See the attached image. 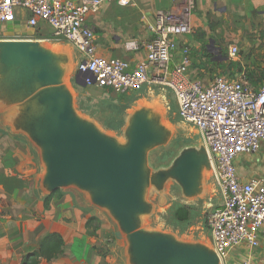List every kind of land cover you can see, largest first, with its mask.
<instances>
[{"label": "water", "instance_id": "1", "mask_svg": "<svg viewBox=\"0 0 264 264\" xmlns=\"http://www.w3.org/2000/svg\"><path fill=\"white\" fill-rule=\"evenodd\" d=\"M15 24L0 40V120L37 151L44 198L75 191L105 215L123 240V264H222L207 237L187 238L155 225L170 201V184L185 201L208 197L215 176L199 131L171 124L158 90L132 103L120 134L108 131L105 115L79 106L72 81L82 89L86 84L75 74L72 47L35 39L36 30L27 27L26 38L13 40ZM208 49L223 61L214 40ZM184 133L199 137V145L184 146L169 163L155 166V152Z\"/></svg>", "mask_w": 264, "mask_h": 264}, {"label": "built area", "instance_id": "2", "mask_svg": "<svg viewBox=\"0 0 264 264\" xmlns=\"http://www.w3.org/2000/svg\"><path fill=\"white\" fill-rule=\"evenodd\" d=\"M108 1L126 7L132 0H0V29L16 22L21 11L28 13V29L37 31L42 22L50 26L49 35L35 39L74 49L75 74L85 82L84 90L126 94L168 89L175 97L179 120L199 131L213 167L220 202L208 217L211 244L222 264H234L232 254L239 250L248 254L238 259L240 264H255L253 254L264 248V171L245 179L236 161L259 153L264 145V84L250 87L245 72L232 77L214 74L210 81L193 78L187 49L173 63L181 38L193 33L196 0H174L169 9L158 12L145 61L132 66L96 56L95 32L88 20ZM126 48L140 47L129 42ZM238 57L239 48L230 45L228 58Z\"/></svg>", "mask_w": 264, "mask_h": 264}, {"label": "crops", "instance_id": "3", "mask_svg": "<svg viewBox=\"0 0 264 264\" xmlns=\"http://www.w3.org/2000/svg\"><path fill=\"white\" fill-rule=\"evenodd\" d=\"M173 2L132 0L126 7L116 1L105 2L100 12L92 14L88 20L95 32L96 56L127 61L132 66L145 61L146 45L152 38L151 29L156 23V16L159 11L169 9ZM261 11H264V0H196L194 33L181 38V50L173 63H177L187 49L192 64L190 75L210 80L214 74L201 72L196 65L207 59L200 52L204 49L205 40L213 35L211 22L231 21L240 15L250 16ZM19 15L17 22L20 25L15 24L13 40L24 39L26 37L22 36V32H29L26 29L28 13L21 11ZM51 30L42 22L34 37L44 38ZM5 34H8L7 26L0 29V40L5 38ZM129 42L137 43L140 48L127 50ZM255 157L264 160V145ZM263 171L261 167L253 176ZM42 172L35 148L23 136L13 134L0 120V264H23L27 256L39 251L51 233L61 235L63 247L50 260L40 258L38 264H123L124 243L116 228L100 211L82 200L77 192L61 190L52 196L49 208H45V198L39 190ZM91 218L94 221L88 227ZM246 255L241 250L234 252V264H240L238 259ZM253 258L255 264H264V248L256 250Z\"/></svg>", "mask_w": 264, "mask_h": 264}, {"label": "rangeland", "instance_id": "4", "mask_svg": "<svg viewBox=\"0 0 264 264\" xmlns=\"http://www.w3.org/2000/svg\"><path fill=\"white\" fill-rule=\"evenodd\" d=\"M210 25L213 35L205 40L204 49L200 52L207 59L197 64L196 68L201 72L205 71V73L229 77L245 72L250 87L256 88L262 86L264 84V11L253 13L250 16L240 15V17L234 18L231 21L211 22ZM211 40H214L215 46L221 50L224 57L223 61L216 60V55L210 53L208 48ZM230 45H236L239 48L237 60H230L228 58V47ZM207 51L210 53V57L206 56ZM72 86L77 92L80 108L88 113L100 111L106 116L102 124L108 131L115 134L122 132L125 116L131 111L132 103L142 97V93L125 94L116 90H102L99 88L84 90L76 86L73 81ZM157 90L165 95V103L169 109L168 121L174 125L181 123L178 118L175 97L168 89L159 87ZM199 140L200 138L197 136L192 139L191 135L187 133L176 135L166 148L155 152V166L159 167L169 163L181 148L190 144L199 145ZM263 161L262 159H257L255 155H250V157L240 158L236 167L239 174L243 178H246L257 174L261 167H264ZM215 183L214 181L204 203L183 200L178 186L170 184L167 189L170 201L160 209V214L156 219L155 225L163 227L166 230L179 231L187 238H196L203 235L211 243L207 224L208 217L212 212L211 210L220 202V194ZM177 207H188L191 209V215L187 222L180 224L175 221L173 215ZM109 223L115 227L112 222L109 221Z\"/></svg>", "mask_w": 264, "mask_h": 264}, {"label": "trees", "instance_id": "5", "mask_svg": "<svg viewBox=\"0 0 264 264\" xmlns=\"http://www.w3.org/2000/svg\"><path fill=\"white\" fill-rule=\"evenodd\" d=\"M222 54V53H221ZM206 56L210 57V53L207 51ZM222 58H224L222 56ZM86 112V111H84ZM60 192V191H58ZM53 196V195H52ZM52 196L45 199V208L48 209ZM191 215V209L188 207H177L176 210H174V219L177 223H185L189 220V217ZM94 221V218H91L88 227L90 224ZM63 238L58 233H51L49 234L46 239L43 241L42 245L40 246V249L38 252H35L29 256H27L24 259L23 264H38L40 258H46L48 260L55 257L62 249L63 247Z\"/></svg>", "mask_w": 264, "mask_h": 264}, {"label": "bare ground", "instance_id": "6", "mask_svg": "<svg viewBox=\"0 0 264 264\" xmlns=\"http://www.w3.org/2000/svg\"><path fill=\"white\" fill-rule=\"evenodd\" d=\"M208 203V202H207ZM105 218H107L105 215H103Z\"/></svg>", "mask_w": 264, "mask_h": 264}, {"label": "flooded vegetation", "instance_id": "7", "mask_svg": "<svg viewBox=\"0 0 264 264\" xmlns=\"http://www.w3.org/2000/svg\"><path fill=\"white\" fill-rule=\"evenodd\" d=\"M221 56H222V54H221Z\"/></svg>", "mask_w": 264, "mask_h": 264}]
</instances>
